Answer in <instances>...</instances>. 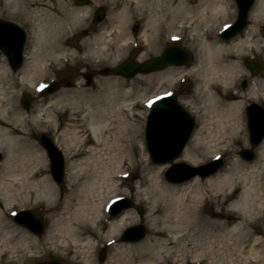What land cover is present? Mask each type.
Returning a JSON list of instances; mask_svg holds the SVG:
<instances>
[{
    "label": "bare ground",
    "instance_id": "obj_1",
    "mask_svg": "<svg viewBox=\"0 0 264 264\" xmlns=\"http://www.w3.org/2000/svg\"><path fill=\"white\" fill-rule=\"evenodd\" d=\"M71 1L56 0L51 5V0H0V15L33 14L38 22L36 32H40L29 43L21 70L11 71L5 59L0 64V151L5 154L0 169V191L13 193L17 188L28 191L36 199H54L56 190L53 185L46 178L38 179L46 171L45 157L32 146V133L36 129L57 132L58 125L52 122L56 116L54 108L59 105L77 106L79 110L72 119L71 130L61 134L60 141L69 161L67 182L71 197L63 206L48 209L60 218L52 220L49 216L51 227L44 236L43 244L50 245L49 249L58 247L66 250V256L73 254L75 264H92L89 256L95 245L92 241L102 238L100 228L103 224L107 223L109 227L106 239L110 241L131 223L128 211L111 219L102 216L105 203L112 198L109 195L119 194L116 179L118 174L124 173L120 171L136 168L129 152L137 146L138 128L130 121L131 117L134 118L131 116V104L123 100L128 97L129 91L113 85L108 86V91L99 87L94 92H81L78 96L60 93L44 102L35 117H25L16 110L17 89L23 86L25 91L22 93L34 92L59 65L71 60L72 55L64 52V48L80 33L87 35L80 38L73 48L84 50V60H91L98 54L96 51L114 45L118 36L125 37L121 42L122 46L125 45L129 40L128 28L134 22L141 25L146 47L153 37L162 33L164 26L168 30L174 25L177 35L187 31L191 46L199 48L200 55L186 73H197L203 84L212 78L223 83L231 81V76L236 73L246 74L236 63L225 61L227 53L242 47H248L247 51L251 53L264 50L257 38V32L264 26V0H257L250 15L251 25L243 37L226 44L216 41L208 30L231 15L227 12L228 0H199L195 8L187 7L186 0H90L94 6L102 4L108 8L104 22L95 27L89 23L91 11L86 7L75 8ZM34 6L36 8L32 9ZM177 72L181 74L184 70L167 67L146 76L157 74L162 79L172 80ZM251 82L250 89L253 90L250 93L254 94V90L261 88L262 84L256 80ZM204 90L207 105L203 109H209L212 123L199 129L191 150L184 153L183 157L193 164L219 152L227 153L244 136L241 112L244 102L219 106L208 87ZM263 95L259 93L258 96ZM203 133L206 134L207 145L200 154L197 147L205 141L201 139ZM71 148L74 149L70 154ZM75 158L79 161L71 164ZM161 174V168L149 169L144 165L133 179L139 181L137 194L148 202L149 217L162 238V244L159 248L151 242L144 246H118L115 264H163L176 257L174 254L178 252L184 254L185 264H204L205 260L221 251L249 256L260 254L256 244L261 242L264 247V240H261L264 237V190L260 183L264 180V143L258 148L257 159L252 164L245 165L234 160L225 172L206 179L195 177L188 183L174 185L165 184L160 179ZM77 186L80 191L75 192ZM104 187L108 190L105 197L98 195L103 193ZM239 189V198L230 204L226 213L219 211V203L227 202L233 197L229 192L235 193ZM81 193L85 194L83 199ZM93 195L101 197L97 204L90 201ZM4 201L5 208L13 204L19 207L28 205ZM205 208L209 213L207 217L203 213ZM232 212L237 215L234 222H221V216ZM3 218L0 215V225L4 222ZM247 242L250 244L245 245ZM119 244L122 245V242ZM19 245L28 251L40 242L22 235ZM136 255L146 258L134 261Z\"/></svg>",
    "mask_w": 264,
    "mask_h": 264
},
{
    "label": "rangeland",
    "instance_id": "obj_2",
    "mask_svg": "<svg viewBox=\"0 0 264 264\" xmlns=\"http://www.w3.org/2000/svg\"><path fill=\"white\" fill-rule=\"evenodd\" d=\"M26 1V0H25ZM86 4L84 5H76L75 0H72L70 4L75 7V8H81V7H86L91 11V17L89 19V23L95 27L100 24H102L108 15V8L105 5L102 4H97V5H92L90 0H86ZM56 2V0H51V5H53ZM186 6L195 8L199 4V0H186ZM50 5V4H49ZM231 5V4H230ZM103 8L104 9V19L98 23L97 25H94L92 23V17L93 13L97 8ZM32 9H35L36 6L31 7ZM234 8V7H233ZM231 7V12L234 10ZM228 12V11H227ZM3 13L0 15V20H5L9 21L12 23L17 24L20 26L27 35V42L25 44V49L26 51L27 47L29 46V43L31 42L33 36L35 34H39L40 32H36L38 29V22H37V17H35L33 14L32 15H24L22 13ZM227 16V19H231L232 17ZM230 21V20H228ZM249 23L251 25V21L249 19ZM221 24L217 25V28L211 27L208 30V33L210 34L211 37L214 36L215 32L216 35L218 34V27ZM137 26V32L134 33L132 31L133 27ZM260 32H257V38L260 40L259 41V46L264 48V27ZM217 29V30H216ZM173 30L172 32H164L163 34H160L158 37H153V41L148 45V47H145L143 50V56H150L151 53L149 52V48H153L154 54L158 53L161 49V44L160 40L162 37V43H168L169 42V36L174 34L176 35V31H174V25L172 26V29H168V31ZM36 33H35V32ZM207 33V34H208ZM208 34V35H209ZM260 34V36H259ZM86 33L82 32L80 35L74 37L71 41H69V46L64 48V52L67 54L72 55L71 60H68L67 63L61 64L57 67V70L55 73H51L49 75V78L46 79L45 83H51L52 81H56L59 84V88L56 93L52 96H43L42 94L37 95L35 92L32 90H29L27 93H21V88H24L23 86H20L17 90V93L19 94L15 100V104L17 106V111L25 116H32L35 117L36 112L40 109L41 105H43L44 102H48V99L57 96L58 94H74L75 96L80 95L81 92H86V93H91L94 92L97 88L103 87L106 91H108V86H113L117 85L119 88H122L123 90H128L129 94L128 97L123 98V100H126L129 102L133 109L131 116H134V118L131 117L130 121L134 124L135 128H138V138H137V146L133 149V151H130L131 153V158L134 161V164L136 165V168H134L133 171L126 169H123L120 172H129V177H127L125 180H119L116 179V182H118V187H117V193L119 194H114L117 197H123L129 199L137 208L141 209L142 215H139L135 209L127 210L131 214V223L128 224L122 231L121 233L132 226L135 225H142L144 226L146 230V236L145 238L138 243L137 246H144L146 243L151 242L155 248H159L160 238L157 233V229L153 227V223L151 222V219L149 217V205L148 202H146L142 197H140L137 194L138 187H140L139 181L136 179H133L134 176H136L139 171L143 169L144 165H147L149 169H154V168H161L162 174L160 179L165 183L169 184L165 180V175L167 173H173L172 177H176L175 179H180V180H185L187 179L190 174L188 173V168L190 167H198L200 165H203L209 161L212 160L213 156H207V158L201 160L197 164H193L189 160L185 159L184 153L186 151L191 150L193 146V141L195 139L197 132L201 127H206L212 123L210 120V111L209 109H203L205 108L206 101H205V88L208 87L210 90V93L216 97V99L219 102V106H223L224 104L230 103V101L227 99V96L232 93L233 91L237 90L241 92L240 96V101L244 102L243 108L241 109V112L243 113V128H244V136L243 139H241L240 142L237 143V145L229 148L227 150V153L225 152H219L217 156L221 157L222 159V164L221 167L218 171L220 172H225L227 168L231 167V163L234 160H237L241 164L245 165H250L253 162L256 161L257 159V150L258 148L264 143L257 147L256 149L253 150L255 154V159L253 162L248 163L242 161L238 153L242 150H251V147L248 142V133H247V128H246V118H245V113L244 109L246 106V103H251V102H257L261 106H264V95L262 97H258L259 93H264V71L259 74V76L253 78L256 80V82H260L262 84L261 88H257L254 90V94L250 93L253 88L250 89V84L245 89V91L240 90L238 87V83L242 80H248V75L249 72L244 68L243 66V60L244 59H256L258 61H263L264 62V50L261 53L258 52H248V47L247 48H241L239 50H235L231 53H227V56L225 57V61H230L236 63L240 68H242L244 73L246 72V76H244L243 73L239 74H234L231 76V81L227 82H219L216 78H212L208 80L205 84H203L202 80L198 77L197 73L190 72V74H187L186 71L189 69L190 66H192L195 62L198 61V55L199 54V48H192L191 44L189 43V37L187 34V31H184L182 35H179L180 37V42L181 47L184 50H187L192 56L190 58V63L187 64L185 67L181 68L184 70V73H176L175 76L173 77L172 80H165L164 78L162 79L159 77L157 74H152L150 76H137L131 80H124L119 77H115L108 75L106 77L100 76L99 71L102 69H110L112 67H115L119 63L123 61V59L126 57V53L129 49L133 48V45H144L143 42V36L141 33V25L137 22H134V24H130L127 35H128V41L126 42L125 45H121V42L125 39L123 36H118L115 38L116 43L114 45H111L109 48L106 49H101L98 52V54L94 55V58L91 60H84V55L85 51L80 49V48H73V46L76 45L78 40L80 38L86 37ZM215 37V36H214ZM216 41L220 42V39L217 37ZM139 58V57H138ZM4 60L3 55L0 53V64ZM141 61V59H140ZM25 64V53H24V60H23V66ZM22 66V67H23ZM240 71V70H239ZM85 75H93L94 78L90 83H87L86 79L84 78ZM169 80V81H168ZM248 82V81H247ZM205 85L206 87L204 88ZM255 88V87H254ZM253 92V91H252ZM161 93H173V95L177 98V101L181 107L186 109L189 114H191L195 121H196V126L195 130L193 132V135L186 146L183 154L180 156V158L173 160L170 164H164L161 166H155L152 165L149 158L148 154L144 148V139H143V130H144V118L148 112L149 108H144L143 103L147 102L152 99H154L157 95ZM259 98V99H258ZM258 99V100H257ZM22 100H26L29 103V107L27 110L23 109L20 105V102ZM78 107L77 106H72V105H59L54 108L53 112L55 113V118L52 120L54 124L58 127V131H50V132H45L39 129H36L32 133V141L31 144L34 147V149H37L43 156L45 157V169L46 171L43 173V175L39 176L38 179L41 178H46L53 187L56 190V196L54 199L52 198H46V199H36L34 195L29 194L28 191L25 190H20V189H15L13 193H4L0 191V215L5 217L4 222L0 225V264H36V263H50L53 261L58 262L59 264H75L73 262V254H70L69 256L65 255V251L59 249L51 248L49 249L50 245L43 244L44 236L48 233L51 227V220L49 219V216H51L52 220H58L60 217L57 216L55 217L54 212L48 211L49 208L52 207H61L63 206L71 197V191L68 187V173L70 171L67 170V165L69 164V161L67 159L66 153L63 151V146L60 144V141L62 140L61 134H67L68 131L71 130V125H73V118L76 117V114L78 112ZM41 134H45L52 142L53 144L61 151V153L64 156V162H65V178L64 182L61 188L57 187L53 181L51 180L50 177V171L48 168V159L46 157L45 152L39 145V136ZM206 138V134L203 133L201 139L204 140ZM141 143V146H140ZM206 139L205 141H202L200 145H198L197 150L201 154L206 150ZM74 148H71L70 154L73 152ZM0 154L2 156V162L5 158V154L0 151ZM79 161L78 158H75L74 160H71V164H76L77 161ZM1 162V163H2ZM185 164V165H184ZM173 165H179L175 166V168H172ZM186 165H188L186 167ZM1 169V165H0ZM217 173V174H218ZM79 175V173H78ZM215 175V174H214ZM213 175V176H214ZM7 178H9V174L6 175ZM115 182V181H114ZM190 182V181H189ZM82 183V181H80ZM188 183V182H187ZM260 183L263 186L264 190V180H261ZM83 187V183H82ZM76 191H80L78 186L75 189ZM108 191L105 187L103 189V193H99L98 195H103L104 197L106 196L105 193ZM232 191L229 193L231 194ZM116 193V192H115ZM82 199L84 198L85 194L81 193ZM98 195H93L91 200L93 203L97 204V201L99 202L101 197ZM110 194L109 196L112 197L114 195ZM233 197L230 198L227 202H221L219 203V211L222 213H226L227 208L235 202L240 195V189L236 190L234 194H232ZM98 196V197H97ZM104 198V203H105ZM13 201L14 203H28L26 206H17L13 204L9 208H5V201ZM20 210H27L33 213L40 221L43 222L45 230L44 233L41 237H34L33 235L29 234L27 231L24 229L18 227L15 225L13 222V218L10 217L9 214H11L14 211H20ZM204 215L207 217V208L203 211ZM104 218L111 219L108 214H103L102 215ZM66 217V216H64ZM237 215L232 212L229 215L225 214L221 216V222L223 223H232L236 220ZM100 233L102 234L101 239H93L92 243L95 244L93 246V250L89 253L90 259L94 261V263L91 261L92 264H115V256L117 254L116 248L118 246H134V245H125V244H119V238L116 237L114 239V243L112 245L106 246V243L108 240L106 239V235L108 232V225L107 223L103 224V227L100 228ZM13 230H16L13 232ZM250 232V231H249ZM120 233V234H121ZM30 236L31 238H35L40 242V245L37 246H31L28 251L24 249L23 246L19 245V239L21 236ZM260 237V236H259ZM84 239V238H82ZM159 240V241H158ZM261 240H264V237L261 238ZM251 242V241H250ZM250 242H247L245 245H249ZM261 242H258L256 250H259L260 254L259 255H252L249 256L248 254H238L234 252H217L214 256H211L207 260L204 261L207 264H264V253L262 250L264 247H262ZM171 247V246H170ZM180 246H177L179 248ZM101 249H105L106 254H105V259L103 262H99L98 257ZM261 249V251H260ZM59 250V252L57 251ZM174 258L166 261L163 264H185L183 259H184V254L181 255L180 252L174 254ZM146 257L144 255H136V258L134 261H141L144 260ZM134 259V258H133ZM79 259H77L78 261ZM157 260V258H155ZM175 260V262H174ZM80 261V260H79ZM78 261V262H79ZM81 262V261H80ZM119 264H123V262H120ZM136 264V263H134Z\"/></svg>",
    "mask_w": 264,
    "mask_h": 264
},
{
    "label": "water",
    "instance_id": "obj_3",
    "mask_svg": "<svg viewBox=\"0 0 264 264\" xmlns=\"http://www.w3.org/2000/svg\"><path fill=\"white\" fill-rule=\"evenodd\" d=\"M235 1L238 10L237 21L231 29L221 35L223 40L231 39L245 29L248 13L255 0ZM83 3H85V0L77 1V4ZM101 18L102 10H99L95 14L94 23L99 22ZM24 43L25 34L20 28L9 22L0 21V51L7 57L13 70H17L21 66ZM184 62L185 56L177 49L170 48L159 59L146 62L143 65L127 62L118 69L112 70V73L130 78L136 73L146 74L153 70H160L167 65H183ZM244 66L253 75H257L264 69V65L261 62H251L250 60H245ZM102 74H105V71ZM56 89L57 85H54L49 92ZM23 105L26 107V103H23ZM246 114L250 145L256 147L264 139V110L256 105H251L247 108ZM193 128V119L177 104L175 97H167L159 101L150 111L145 127L146 150L151 162L154 165H162L177 159L186 146ZM40 144L49 158L52 179L60 186L64 175L63 157L45 136H41ZM240 156L246 161L253 159V153L250 151H244ZM220 165L221 161L208 164L201 169L199 174L197 173L198 170H191L190 176L185 180L194 177L196 174L204 178L213 174ZM172 168H175V166ZM203 172L205 173L202 174ZM165 177L169 182H176L170 172ZM131 207L133 205L129 201L121 200L117 205L113 206L111 214L117 215L120 211ZM138 212L141 213L140 210ZM15 223L36 236L42 234V224L29 212H22L17 215ZM143 236L144 229L135 227L126 231L122 241L135 242L142 239ZM102 259L103 255L100 260ZM51 264L58 263L54 262Z\"/></svg>",
    "mask_w": 264,
    "mask_h": 264
},
{
    "label": "snow or ice",
    "instance_id": "obj_4",
    "mask_svg": "<svg viewBox=\"0 0 264 264\" xmlns=\"http://www.w3.org/2000/svg\"><path fill=\"white\" fill-rule=\"evenodd\" d=\"M233 27V25L231 24H225L223 27V31L227 32L229 29H231ZM173 41H177L179 39V37H172ZM49 85L47 83H41L37 88L36 91L39 93H43L45 91V89H48ZM168 96H173V93H167ZM163 99V97H158L157 99L154 100H149L147 103V108L151 109L153 108V105L156 104L158 102V100ZM222 158L217 156L216 160L220 161ZM125 178H127V173H125ZM123 197H117L116 199L112 200L111 203L108 205V209L112 210L114 205H117L119 203L120 200H122ZM11 215L13 217H16L18 214L17 212H12Z\"/></svg>",
    "mask_w": 264,
    "mask_h": 264
},
{
    "label": "flooded vegetation",
    "instance_id": "obj_5",
    "mask_svg": "<svg viewBox=\"0 0 264 264\" xmlns=\"http://www.w3.org/2000/svg\"><path fill=\"white\" fill-rule=\"evenodd\" d=\"M143 53L140 51V50H133V51H130L128 54H127V59H131V60H139L140 61V57H142ZM156 54L152 53V55L150 56V58L152 57H155ZM139 57V58H138ZM236 101V100H235Z\"/></svg>",
    "mask_w": 264,
    "mask_h": 264
}]
</instances>
